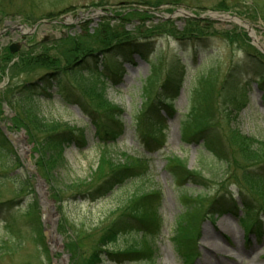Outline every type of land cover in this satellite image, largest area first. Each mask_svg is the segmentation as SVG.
Here are the masks:
<instances>
[{"label": "rangeland", "instance_id": "374dc122", "mask_svg": "<svg viewBox=\"0 0 264 264\" xmlns=\"http://www.w3.org/2000/svg\"><path fill=\"white\" fill-rule=\"evenodd\" d=\"M221 1L0 0V32L6 26L4 21L7 20L28 28L37 21H56L48 25L39 23L32 33L25 34V43L29 46H22L19 52L21 56L30 52L32 55H38L44 46L58 47V41L69 34L76 38L80 36L81 44L98 50L99 53H106L92 60L98 61L96 69H101L100 59L104 56L103 60L107 58L108 63L117 70L114 74L106 73L109 80L106 95L112 105H118L122 109L121 121L124 127L123 132L117 134L114 139L94 127L89 114H95V108L100 111L104 109L96 105L97 101L93 95H84L82 102L89 106L82 109L78 102L65 100L55 85L43 90L42 84L43 87L45 84L41 77L50 74L54 69H63L59 85L73 90L70 99L79 98V92H76L75 88L72 89V85L80 86L77 80L82 74H79L80 64L77 61L81 54L70 50L71 43L63 41V55L57 58L55 64L51 63L53 70L47 67L50 63L47 65L44 61L30 64L28 67L20 63L14 67L13 64L8 71H5L6 68L1 70L0 121L5 123L7 131L15 135V143H11L3 132L19 163L8 168V158L0 155V170L2 165L7 166V170L12 169L11 174L19 169L28 174L30 186L28 189H18L13 179L3 181L0 186V199L12 198V202H9L11 208L0 216V264H87L96 246L100 247L96 243L103 226L108 225L117 216L118 212H114L117 205L140 184V180L127 181L114 187L106 196L94 200L81 197L80 194L113 169V159L125 163L128 157L138 160L136 165L145 162L148 164L147 183H152L162 193L158 227L152 235L145 236L154 249L153 264H184L182 253H178L181 243L178 245L173 236L180 230L179 223L187 224V221L189 225L195 224L198 236L193 243V264H264V228L259 232L253 228L248 230L240 219L242 213L247 214V207H260L258 201H263L264 183H248L243 180V168L239 167V164L244 166L245 163L236 144L230 145L237 162L222 166L195 140L182 138L180 129L189 91L203 71L211 67L217 69L219 86L229 65L237 59L240 60L244 50H257L251 36L264 47V19H248L233 10H220L217 5ZM224 1L233 4L238 11H246L250 9L252 0ZM254 1L263 9L264 16V0ZM176 9H184L196 15L209 11L235 15L248 23L251 31L244 23H235L228 19H194L179 14L166 17ZM96 10L100 12L95 16L91 15L95 14ZM86 11L88 15L75 17ZM65 16H70V19L64 20ZM106 24L109 28L102 30L101 27ZM111 30L117 32V36L125 30L138 37L150 34V42L143 46L142 53L150 57L157 55L162 64L166 65L163 73L167 71L170 61L178 59L183 63L185 76L178 95L172 101V110H165L163 104L155 100L162 75L151 85L150 93L145 99L141 89L144 79L152 70L138 53H132L129 61H122V56H119L122 51L111 49L108 45L114 43L117 36L112 39L108 36L109 42L100 39ZM226 32L230 37L232 35V38L226 36ZM177 36H201L202 39L197 38V43L192 45L190 42L180 43L175 39ZM2 43L5 44V40H2ZM60 48L62 50V47H58L51 50V53L57 54ZM24 57L26 58V55ZM3 63H0L1 67ZM32 82L36 84L29 86L31 89L23 90V87ZM30 94L34 95V100L29 98ZM261 94V88L252 81L243 106L238 108L234 103L228 108L226 118L218 109L215 111V120L221 122L224 127V136L221 139L225 145L229 146L226 142H230L227 137L231 130L242 136L252 135L264 139V106ZM31 101L45 120L44 128L30 130L22 124V117L28 121L32 118L31 111L27 108ZM153 101L156 104L154 109L151 108L152 114L148 109ZM65 127H82L86 142L82 146L76 142L65 144L64 161L58 163L52 159L48 164L37 152L41 139L46 131L48 133V128L50 132L52 129L56 131ZM20 136L21 140L18 139ZM103 144L108 146L103 147ZM179 162H185L188 171L195 174L199 172L200 175L177 181L175 175L179 173L177 171H182V168L172 165ZM257 171L260 172L258 169ZM257 186L260 188H254ZM229 191L239 208L236 214H218L211 209L209 203L218 193ZM43 193L52 206L50 214L56 234L55 241L50 240L52 223L43 222L46 220V211L40 203ZM29 195L35 199L38 207L40 230L35 225L34 215L26 209L31 202ZM240 198L250 199V204L244 206ZM252 212L248 213L247 219L254 218L257 221L263 218L261 211ZM3 221L8 224L6 230ZM44 230L47 231L48 237L43 234ZM205 231L224 237L216 240L219 244L218 251L211 250V247L205 244ZM180 239L183 242L182 251H188L193 244L183 240V237ZM134 240L136 239L132 232L121 234L109 245L102 246V250L112 252L124 249ZM104 264L119 263L106 260Z\"/></svg>", "mask_w": 264, "mask_h": 264}, {"label": "trees", "instance_id": "16d2710c", "mask_svg": "<svg viewBox=\"0 0 264 264\" xmlns=\"http://www.w3.org/2000/svg\"><path fill=\"white\" fill-rule=\"evenodd\" d=\"M233 6V4H228L224 0L217 5L220 10H233L237 12L238 15L244 16L248 19H257L259 17L264 19L263 9L256 4L254 0L251 1V6L249 4L250 9H247L246 11H238ZM101 28L102 30H107L109 26L106 24ZM116 33L117 32L111 30L109 34L102 35V38L100 39L109 42L108 36L112 39L113 36H117ZM233 33L234 30L232 31V34ZM227 34L228 32H226V36L230 37V35ZM67 36L58 41L60 42L58 47H62V50L60 48L57 54H52L51 50L58 47L53 45L50 47L44 46V48L40 50L41 53L38 55H32L31 52L22 54L19 62L14 64V67H16L19 63L28 67L30 64L32 65L33 63L44 61L47 65L50 63L47 67L53 70L54 67L52 68V65L56 63V60H58L57 58L63 55L64 42L67 44L71 43L70 50L76 54H81L77 61V63L80 64L79 74H82L77 80V83L80 86L72 85V89L75 88V90H77L76 92H79V98L73 97L70 99V95L73 90H68L65 86L59 85V83H61L60 76L64 73L63 69H54L50 74L42 76L41 80H43V83L45 84L44 87L42 84V88L45 90L47 88H52L53 85H55L57 87L56 90L64 97L65 100L78 102L82 109H85V106H89L84 105L82 102L84 95H93L97 101L96 105L99 108H103L104 111H100L98 108H95V114H89L90 121L94 127L101 129L104 135L106 134L114 139L115 136L122 133L124 129L121 121L122 109L118 105H112L109 102L106 95V85L109 81L107 74H114L117 70L113 68L111 63H108L107 58L106 60H103L104 56L100 59L101 69H96L98 67V61L94 60L98 58L100 54L105 55L106 53H99L98 50H93L90 47H87V45L81 44L80 36L77 38L75 36H71L70 34ZM150 37H152L150 34L140 37L132 36L130 31L127 32L125 30L124 33H121L120 36L118 35L116 37L114 43H109L108 45L111 49L122 51V55H119L122 56V61H129L132 53L140 54L143 59L147 61L152 72H150V75H148L143 81L141 91L145 99H147V96L150 93L151 85H153L162 75V80L159 88L157 89V96L155 100H159L157 102L162 103L165 110H167V108L172 110V101L178 95L179 90L182 87L185 69L180 60L174 59L173 61H170L167 71L163 73V68L166 65L162 64V60L158 58L157 55L153 54L154 56L150 57L149 55L142 53L143 46L150 42ZM200 37L201 36H177L175 39L180 43L190 42L194 45L197 43L196 39ZM230 38H232V35ZM24 55H26V58ZM92 58L95 59L92 60ZM3 59L5 62L8 61L10 59L9 54H3ZM218 75L219 73L217 72V69L212 67L209 69L207 68L201 73L196 83L191 87L188 94V100L185 105L186 111L180 121L182 138L189 141L191 139L195 140V142L201 145L204 150L216 159L217 162H220L222 166H228L232 162H237L235 152L231 149L230 145L236 144L238 151L241 153V158L245 163L244 166L239 164V167L243 168V170H241L243 180L248 183L251 181L264 183V139H260L252 135L242 136L237 131L234 132L231 130V133L227 137L230 142H226L229 144V147L225 145L221 139L224 136V127L222 123L214 118V114L217 109L218 112H222L226 118V115L228 116V108H231L234 103L237 104L238 108L243 106L246 101L245 98L247 97L249 84L252 81H254L255 84L262 90L261 97L264 106V56L256 49L254 51L244 50L242 58L240 60L237 59V61L229 65V68L222 78L219 86H217L219 78ZM35 84L36 82H32L23 87V90H28L29 86L33 87ZM29 98L33 100L35 99L34 95L31 94L29 95ZM32 101L28 103L29 105L27 107L31 111L32 118L28 121V119L22 117V124H24L27 128H30V130L35 128L41 129V127L44 128L45 120L40 115L37 107L34 106L35 104H32ZM155 104L156 102H151V107L148 109L149 112H152L151 108L154 109ZM101 112L104 113L101 114ZM226 121L228 123V120ZM49 129L50 128L47 129L48 133L46 129H44L46 133L42 137L40 146L37 150L40 158L44 161L46 159L48 164L51 163L50 161L52 159L58 163H62L64 161L63 149L65 144L76 142V144L82 146L86 142L82 127L79 129L65 127L56 131H53L54 129H52L53 132H49ZM102 146L107 147L108 145L103 144ZM228 148H230V150ZM0 155H5L8 158V168L12 164L19 163L11 144L7 141L1 130ZM112 159L110 160L112 161ZM113 160V169L103 177L99 178L95 184L80 194L81 197H87L94 200L96 198L106 196L114 187L122 185L127 181L140 180L138 181L140 184L137 185L129 195H127V198L124 201L117 205L114 210V212H118L117 216L108 225L103 226L101 235L96 243L100 245V247L96 246L93 253H91V259L88 260L87 264H104L106 260L116 261L119 264H153L154 249L148 243L145 236L152 235L153 231L158 227V222L160 220L159 209L162 204L161 190L155 187L152 183H147L149 182V166L146 162L141 165H136L139 162L134 157H128L125 163L121 160ZM103 163H105V161H103ZM174 165L182 168V171H177L179 173L175 175L177 181L200 175L199 172H196V174H198L196 175L195 172L188 171L185 162L175 163L172 166ZM2 167V170H0V186L3 184V181L13 179L14 182H16L18 189L23 187L27 189L29 188L30 179L28 178V174L19 171L18 167H16L18 171L11 174L10 172L12 169L7 170V166ZM257 169L260 170V172H258ZM246 178H248V180ZM254 188L257 189L260 188V186ZM230 192L231 191L218 193L215 199L209 203L211 209L216 211L218 214L225 212L235 213L238 210L239 205L235 199H233ZM262 197L263 201H258L260 202L259 208L250 209L247 207V214L242 213L240 219L244 228L248 230L253 228V230L257 232L264 228V193ZM187 198L189 199V197ZM28 199L31 202L26 209L34 215L35 225L38 230H40V215L38 213V207H36L35 199L30 195L28 196ZM240 199L245 204L244 206H248V204H250V199ZM9 202H12V198L0 199V216L11 208L12 205H10ZM254 210L261 211L263 214V218L261 220L256 221L254 218H246L249 216L248 213H253L252 211ZM7 225L8 224L3 221L5 230ZM179 229L180 230H178V232L176 231L174 234L173 239L178 245L181 243L182 249L183 242L182 239H180L181 237H183V240L185 241L188 240L191 244L195 243L198 237L196 234L197 229L195 224L193 225L192 223L189 225L188 221L187 224L182 222L179 223ZM130 232L135 235L136 240L127 244L124 249L114 250L112 252L102 250V246L109 245V243L114 240L116 236L118 237L121 234ZM181 233H183V235H181ZM137 237H139V239ZM181 248L178 247V253H182L181 255L184 264H193L195 258V252L193 251L194 244L188 249V251L185 252L182 251Z\"/></svg>", "mask_w": 264, "mask_h": 264}, {"label": "water", "instance_id": "95a60500", "mask_svg": "<svg viewBox=\"0 0 264 264\" xmlns=\"http://www.w3.org/2000/svg\"><path fill=\"white\" fill-rule=\"evenodd\" d=\"M99 12H100V10H96V13H95V14H92V15L95 16V15H96L97 13H99ZM85 14H88V11H86ZM177 14H179V15H183V16H187V17L198 18V19H202V18H210V19H217V20L228 19V20H232V21H234V22H236V23L244 22V21L240 20L237 16H235V15L230 16V15H228L227 13H219V12L209 11V12H206V13H204V14H202V15H196V14H194V13H192V12H189V11H186V10H184V9H176L175 11H173V13H172L171 15H166V17H174V16H177ZM81 15H83V14H81ZM244 23H245V25L247 26V29H248L249 31H251V29H250V27H249V24L246 23V22H244ZM251 33H252V32H251ZM251 38H252L253 42L255 43V45H256L261 51H263V50H262L263 48L261 47V45H258L256 39H255L254 37H252V36H251ZM17 48H18L17 45H10V51H11V52H14ZM0 128H1L2 131L5 133L7 139H8L11 143H15V142H14V141H15V139H14V138H15V135L12 134L11 132L7 131V128H6V126H5L3 123H0ZM40 199H41L40 203L42 204V196H40ZM46 221H48V220H47V217H46V220H44L43 222L45 223ZM44 229H45V225H44ZM50 231H53V232H54V226H53V223H52V227L50 228ZM43 234H44L45 236L48 237V233H47V231L44 230V231H43Z\"/></svg>", "mask_w": 264, "mask_h": 264}, {"label": "bare ground", "instance_id": "6f19581e", "mask_svg": "<svg viewBox=\"0 0 264 264\" xmlns=\"http://www.w3.org/2000/svg\"><path fill=\"white\" fill-rule=\"evenodd\" d=\"M18 139L21 140V136L18 137ZM23 149L24 148L22 147V150ZM42 204H43L44 210L46 211L47 220L50 221L51 223H53V219L51 218V214H50V213H52V206L49 203V201L46 199L44 193L42 195ZM50 237H51L50 238L51 241H55V238H56L55 232L50 231ZM203 238L205 239V244H207L209 247H211V250L212 249H215V250L217 249V251H218L219 244H218V242L216 240H220L221 238H224V237L218 235V233H215V232L214 233H210L208 231H205Z\"/></svg>", "mask_w": 264, "mask_h": 264}, {"label": "flooded vegetation", "instance_id": "af4514ba", "mask_svg": "<svg viewBox=\"0 0 264 264\" xmlns=\"http://www.w3.org/2000/svg\"><path fill=\"white\" fill-rule=\"evenodd\" d=\"M12 29H13V27L11 26V25H7V26H5L3 29H2V31H1V33H0V46H2L3 44H2V40H7V36L9 35V33L11 34L12 32ZM14 34V32L12 33V35ZM24 46L25 47H27V46H29V45H27V44H24Z\"/></svg>", "mask_w": 264, "mask_h": 264}]
</instances>
